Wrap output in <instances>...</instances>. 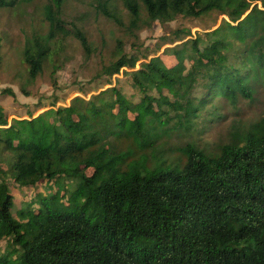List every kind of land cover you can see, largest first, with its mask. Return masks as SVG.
Instances as JSON below:
<instances>
[{"label":"trees","instance_id":"1","mask_svg":"<svg viewBox=\"0 0 264 264\" xmlns=\"http://www.w3.org/2000/svg\"><path fill=\"white\" fill-rule=\"evenodd\" d=\"M29 1L0 0V10ZM64 1L43 6L46 35L24 44L27 81L58 53V37L91 54ZM95 2L119 26L123 8L129 34L178 16L226 19L203 38L175 29L173 68L159 57L135 68L122 54L100 70L108 88L87 100L10 124L0 109V264H264V114L234 123L215 153L195 140L264 91V0ZM9 180L49 191L13 213Z\"/></svg>","mask_w":264,"mask_h":264},{"label":"rangeland","instance_id":"2","mask_svg":"<svg viewBox=\"0 0 264 264\" xmlns=\"http://www.w3.org/2000/svg\"><path fill=\"white\" fill-rule=\"evenodd\" d=\"M48 2L49 0H31L8 10H0V109L8 124L12 120L29 119L28 114L35 118L49 110L53 104V108L57 109L60 106H68L75 97L87 100L105 90L108 85L104 83L105 78L100 76V70L122 54L137 59L135 68H138L144 57H147V61L159 57L166 68H173L177 63L176 59L165 50L179 44L173 42L172 32L175 29L189 30L192 39L196 36L203 38V33L208 32V29L217 28L225 18L212 12L197 19L178 16L170 23L160 25L154 22L129 34L126 30L128 18L123 8L118 6L123 23V26H119L96 12L95 0H65L63 14L85 34L91 54L86 56L74 37H58L50 42L52 51L58 43V53L54 55V51L51 54L35 80L27 81L22 50L33 33L36 32L40 37L46 35L48 23L43 17V6ZM117 4H120L119 0ZM202 6L207 7L208 3L205 2ZM142 16L146 17L145 14ZM202 48L201 42L200 51ZM116 78L121 79L122 75L112 77V84ZM79 88L85 90L84 93L88 95L80 93ZM131 94L136 98L134 91L128 90L127 97L130 98ZM258 97V101L253 104L241 100L237 106L238 110L236 108L234 112H227V118L217 122L218 126L197 134L195 140L198 147L215 153L217 145L230 142L228 130L234 123L239 122V126L246 127L245 123L261 118L264 114L263 90H259ZM224 108L228 110V107ZM180 155L177 153L178 158ZM8 186L14 201L13 213L24 208L37 193L43 195L49 191L44 184L30 189L19 188L9 180ZM0 249H5L4 242L0 243Z\"/></svg>","mask_w":264,"mask_h":264}]
</instances>
